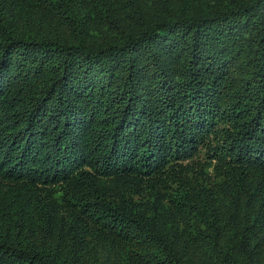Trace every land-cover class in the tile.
I'll return each mask as SVG.
<instances>
[{"label":"trees","instance_id":"obj_1","mask_svg":"<svg viewBox=\"0 0 264 264\" xmlns=\"http://www.w3.org/2000/svg\"><path fill=\"white\" fill-rule=\"evenodd\" d=\"M0 264H264V0H0Z\"/></svg>","mask_w":264,"mask_h":264},{"label":"rangeland","instance_id":"obj_2","mask_svg":"<svg viewBox=\"0 0 264 264\" xmlns=\"http://www.w3.org/2000/svg\"><path fill=\"white\" fill-rule=\"evenodd\" d=\"M205 171L214 173V168H213V166H209L207 169H205ZM25 212L28 213V210H25Z\"/></svg>","mask_w":264,"mask_h":264}]
</instances>
